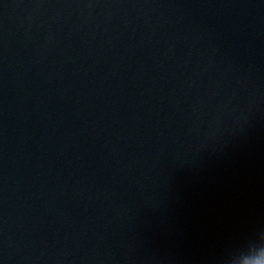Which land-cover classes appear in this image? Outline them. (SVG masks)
Wrapping results in <instances>:
<instances>
[{
  "label": "water",
  "instance_id": "1",
  "mask_svg": "<svg viewBox=\"0 0 264 264\" xmlns=\"http://www.w3.org/2000/svg\"><path fill=\"white\" fill-rule=\"evenodd\" d=\"M264 232V0H0V264H227Z\"/></svg>",
  "mask_w": 264,
  "mask_h": 264
},
{
  "label": "clouds",
  "instance_id": "2",
  "mask_svg": "<svg viewBox=\"0 0 264 264\" xmlns=\"http://www.w3.org/2000/svg\"><path fill=\"white\" fill-rule=\"evenodd\" d=\"M227 264H264V232L227 254Z\"/></svg>",
  "mask_w": 264,
  "mask_h": 264
}]
</instances>
